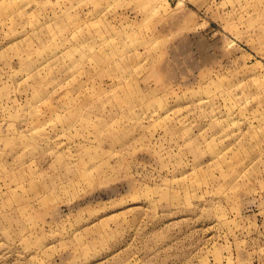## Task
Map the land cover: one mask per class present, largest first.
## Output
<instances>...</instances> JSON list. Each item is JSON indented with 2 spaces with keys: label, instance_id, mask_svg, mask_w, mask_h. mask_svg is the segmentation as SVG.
<instances>
[{
  "label": "rangeland",
  "instance_id": "374dc122",
  "mask_svg": "<svg viewBox=\"0 0 264 264\" xmlns=\"http://www.w3.org/2000/svg\"><path fill=\"white\" fill-rule=\"evenodd\" d=\"M0 264H264V0H0Z\"/></svg>",
  "mask_w": 264,
  "mask_h": 264
}]
</instances>
